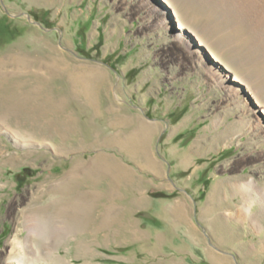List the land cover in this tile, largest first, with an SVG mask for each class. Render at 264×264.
Returning a JSON list of instances; mask_svg holds the SVG:
<instances>
[{
    "label": "rangeland",
    "instance_id": "rangeland-1",
    "mask_svg": "<svg viewBox=\"0 0 264 264\" xmlns=\"http://www.w3.org/2000/svg\"><path fill=\"white\" fill-rule=\"evenodd\" d=\"M262 110L264 0H0V264H264Z\"/></svg>",
    "mask_w": 264,
    "mask_h": 264
},
{
    "label": "bare ground",
    "instance_id": "bare-ground-1",
    "mask_svg": "<svg viewBox=\"0 0 264 264\" xmlns=\"http://www.w3.org/2000/svg\"><path fill=\"white\" fill-rule=\"evenodd\" d=\"M163 1H166V0H163ZM185 28H187V27H185ZM189 29H191V28H189ZM190 32H192V31H190ZM179 36H180V34L177 35V37H179ZM198 45L204 46L205 48H207V50H209L208 45L205 44L204 42H202V40L199 39V38H198ZM80 69H82V68H80ZM82 70H84V69H82ZM58 73H59V71H58ZM69 74H70V76L72 75V77L74 78V83H75L74 84V87H77V88H80L81 87V86H78V84H80V85L82 84V78L83 77L90 76L89 74L87 76L85 74H84V76H82L81 74L77 73V70L76 69L75 70L74 69L71 70V72L69 71ZM87 78H90V77H87ZM233 79L235 81H240V82L243 81V80H241L242 78H240L239 76H234ZM73 90H74V88H73ZM262 111L264 113V110H262ZM142 128H143V126H142ZM143 131H144V129L141 130V128H140L139 134H141ZM130 135L133 136L132 134H130ZM35 220H36L35 218L32 219V218H30V216L27 215L25 217V221L24 222H26V224H31L32 222H35ZM34 225H35V228L42 229L41 228L42 227V224H40L39 227H38V223H35ZM52 229L54 231L59 232V231L65 230V227H63V226H57V227H54ZM43 238H44V240L39 244V246H37V247H31L30 250H24L23 247H22V242L19 239H15L13 241V248H12L13 250H12V252H10V255L8 257L9 260H10V263H16V264H32V263H36V261L38 260V258L39 259L42 258V255H44L46 257H48L50 254L52 255L51 248H50V242L47 241L48 238H45V237H43ZM22 249H23V251H22ZM49 258L50 257H48L47 259H49Z\"/></svg>",
    "mask_w": 264,
    "mask_h": 264
},
{
    "label": "crops",
    "instance_id": "crops-1",
    "mask_svg": "<svg viewBox=\"0 0 264 264\" xmlns=\"http://www.w3.org/2000/svg\"><path fill=\"white\" fill-rule=\"evenodd\" d=\"M150 120H146L145 123L148 124ZM139 122H144L143 120H139ZM148 144V143H147ZM122 148V147H121ZM123 150V148H122ZM133 158V157H132Z\"/></svg>",
    "mask_w": 264,
    "mask_h": 264
},
{
    "label": "water",
    "instance_id": "water-1",
    "mask_svg": "<svg viewBox=\"0 0 264 264\" xmlns=\"http://www.w3.org/2000/svg\"><path fill=\"white\" fill-rule=\"evenodd\" d=\"M37 25H39V24L37 23Z\"/></svg>",
    "mask_w": 264,
    "mask_h": 264
}]
</instances>
